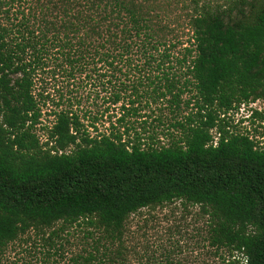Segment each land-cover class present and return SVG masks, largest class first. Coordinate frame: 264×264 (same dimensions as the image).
<instances>
[{
  "label": "trees",
  "instance_id": "16d2710c",
  "mask_svg": "<svg viewBox=\"0 0 264 264\" xmlns=\"http://www.w3.org/2000/svg\"><path fill=\"white\" fill-rule=\"evenodd\" d=\"M258 100L264 0H0V264H131L176 201L214 264H264V147L227 120Z\"/></svg>",
  "mask_w": 264,
  "mask_h": 264
},
{
  "label": "rangeland",
  "instance_id": "374dc122",
  "mask_svg": "<svg viewBox=\"0 0 264 264\" xmlns=\"http://www.w3.org/2000/svg\"><path fill=\"white\" fill-rule=\"evenodd\" d=\"M251 110L264 113V100L242 105L239 111L227 115V120L232 131L248 134L264 147V121L259 118L247 120ZM41 120L42 126H48L52 117L43 115ZM36 131L43 141V131ZM213 135L217 136L215 130ZM206 227V219L200 214L199 207L185 206L180 201L144 209L128 221L130 262L152 264L170 257L175 264H214L211 248L205 240Z\"/></svg>",
  "mask_w": 264,
  "mask_h": 264
}]
</instances>
